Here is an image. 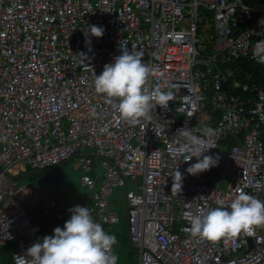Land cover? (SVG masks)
Instances as JSON below:
<instances>
[{"label": "built area", "instance_id": "1", "mask_svg": "<svg viewBox=\"0 0 264 264\" xmlns=\"http://www.w3.org/2000/svg\"><path fill=\"white\" fill-rule=\"evenodd\" d=\"M261 19L264 0H0V249L16 243L11 264L45 236L28 208L41 206L63 227L73 206L32 195L9 169H45L75 156L96 223L120 221L110 202L125 188L138 264H264V227L210 241L191 236L187 218L217 200L229 204L237 189L264 201V86L223 69L233 59L260 63ZM91 25L104 35L86 46ZM121 47L142 52L155 69L149 88L159 82L173 92L167 108L153 105L151 121L128 124L95 90V74ZM229 81L242 92L226 89ZM185 125L196 135L213 129L205 155L218 156V166L186 172L196 158L172 154ZM94 158L103 173H93ZM176 168L184 175L179 193L170 176Z\"/></svg>", "mask_w": 264, "mask_h": 264}, {"label": "clouds", "instance_id": "2", "mask_svg": "<svg viewBox=\"0 0 264 264\" xmlns=\"http://www.w3.org/2000/svg\"><path fill=\"white\" fill-rule=\"evenodd\" d=\"M260 24L264 26V19ZM103 35L102 27L91 25L84 30L86 46L91 45V36ZM121 51L122 54L115 56L113 62L104 65L100 75L95 74V90L106 96L107 102L128 124L151 121L153 105L167 108L173 92L165 91L159 82L151 88L147 86L155 69L142 60V52L128 51L123 47ZM254 56L264 63V39L257 41ZM196 131L201 135L194 134L193 128L187 125L177 129L175 136L182 138V142L172 152L174 156L184 155L185 162L196 158L197 162L186 169L191 175L210 170L219 163L218 156L205 155L214 147L206 139L213 129L205 126ZM170 176L172 192H181L184 175L176 168ZM216 203L218 207L201 208L188 215L191 236L218 241L222 237H239L241 233L253 236L255 228L264 227V201L256 196L237 189L229 204L226 205L223 199ZM69 212L70 219L63 227H55L53 235H45L24 255L15 256L16 264H117L118 257L112 254L113 245L117 243L115 235L107 233L101 224L94 221L88 207L75 205Z\"/></svg>", "mask_w": 264, "mask_h": 264}, {"label": "trees", "instance_id": "3", "mask_svg": "<svg viewBox=\"0 0 264 264\" xmlns=\"http://www.w3.org/2000/svg\"><path fill=\"white\" fill-rule=\"evenodd\" d=\"M228 68L233 69L234 77L238 78L244 83H248L249 85L264 86V79H262V75H264L263 64L255 62V60L249 58H241V59H233L231 61H227V63L223 66V69L227 70ZM224 87L233 93L242 92L241 88H234L232 86L231 81L224 82ZM231 142H232L231 140H228L227 144L230 145ZM67 161L62 162L59 165L45 169H31L27 166L28 170L25 172L28 173L25 177L28 178L29 187L27 188L29 189V191H31L32 193L39 192L45 196H52L58 201V205L64 210H66L68 207L73 205L84 206L88 194L87 190L84 191L83 189L82 191H80L83 186L76 179L75 180L71 179L67 173L58 175L53 172L54 169L61 167ZM28 210L31 219L39 222L42 225V233L44 235H53L54 228L57 226L61 227L60 222L51 220L44 214L43 208L41 206L30 207L28 208ZM119 213L121 214L122 211ZM93 219L95 220L94 217ZM121 222H122V216L117 224L103 225V227L109 229L108 230L109 234L115 235L117 240L116 245L118 243L124 244L126 240V238H124L119 231V224ZM128 238H129V234H128ZM132 246L134 247V251L133 253L129 254V256L130 258H133L131 256L135 253L136 258L133 259L135 261V264H138L137 250L133 245V243ZM15 249H16V243L14 241H10L7 245L2 247L0 249V256H1L0 263L11 264L10 254L11 251ZM130 264H134V263H130Z\"/></svg>", "mask_w": 264, "mask_h": 264}, {"label": "rangeland", "instance_id": "4", "mask_svg": "<svg viewBox=\"0 0 264 264\" xmlns=\"http://www.w3.org/2000/svg\"><path fill=\"white\" fill-rule=\"evenodd\" d=\"M201 37H202V40L205 41V35H201ZM84 152L95 153V149L87 147ZM77 161H78V157L75 156L71 158L70 160H68L66 163H64L61 167L54 169L53 172L58 175L67 173L71 179H74V180L76 179L78 181L82 174V170L78 167ZM27 170H28V167L26 165H14L13 167L9 169L12 175H17V176H23L27 174L25 173ZM94 170H97L99 173L104 172V169L101 166V162L96 158H94L93 173H94ZM206 172L207 170L204 171V173ZM19 185L20 186L22 185V187H24L26 190L29 191V189L27 188L29 187L27 177H23L22 179H20ZM83 189L84 191L87 190V188L83 186L80 191H82ZM124 192H125L124 187L116 188L115 195L111 197V201H112L111 209L117 212L122 211L121 213L122 215L120 214L122 216V222L119 224V231L122 234V236L126 238L124 244L118 243L117 245L116 244L113 245L114 255L118 257L119 264H130V263L135 264V261L133 258H136V254L134 253L131 256L133 258H130L129 256V254L133 253L134 247L132 246V243L130 242L128 238V218H127L126 202L124 199ZM103 228L107 233H109L108 228H105V227Z\"/></svg>", "mask_w": 264, "mask_h": 264}, {"label": "crops", "instance_id": "5", "mask_svg": "<svg viewBox=\"0 0 264 264\" xmlns=\"http://www.w3.org/2000/svg\"><path fill=\"white\" fill-rule=\"evenodd\" d=\"M78 157V156H77ZM77 164H78V167H80V165H79V163H78V161H77ZM80 169H81V167H80ZM82 170V169H81ZM79 181V180H78ZM80 183V182H79ZM81 184V183H80ZM22 186V185H21ZM83 186V185H82ZM118 188H122V187H118ZM28 191V190H27ZM29 192V191H28ZM31 192V191H30ZM29 192V193H30ZM87 193H89L88 192V190H87ZM125 193V192H124ZM31 194L32 195H34V194H39V195H42V196H44V197H52V196H45V195H43V194H41V193H39V192H37V193H32L31 192ZM125 199V198H124ZM112 202V201H111ZM111 202H110V208H111ZM73 206H75V205H73ZM71 207V206H70ZM69 208V207H68ZM63 209V208H62ZM119 213V212H118ZM120 214V213H119ZM121 216V215H120ZM137 259H138V252H137Z\"/></svg>", "mask_w": 264, "mask_h": 264}, {"label": "water", "instance_id": "6", "mask_svg": "<svg viewBox=\"0 0 264 264\" xmlns=\"http://www.w3.org/2000/svg\"><path fill=\"white\" fill-rule=\"evenodd\" d=\"M28 174V173H27ZM27 174H25V175H23V176H16V179L17 180H20V179H22L23 177H25Z\"/></svg>", "mask_w": 264, "mask_h": 264}]
</instances>
